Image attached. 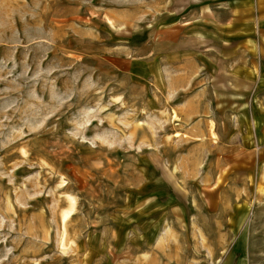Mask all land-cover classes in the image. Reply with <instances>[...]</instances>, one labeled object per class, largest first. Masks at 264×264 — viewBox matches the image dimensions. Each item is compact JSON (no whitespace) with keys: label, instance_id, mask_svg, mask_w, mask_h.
<instances>
[{"label":"rangeland","instance_id":"rangeland-1","mask_svg":"<svg viewBox=\"0 0 264 264\" xmlns=\"http://www.w3.org/2000/svg\"><path fill=\"white\" fill-rule=\"evenodd\" d=\"M185 1L0 0V264H264V146L106 66Z\"/></svg>","mask_w":264,"mask_h":264},{"label":"crops","instance_id":"crops-1","mask_svg":"<svg viewBox=\"0 0 264 264\" xmlns=\"http://www.w3.org/2000/svg\"><path fill=\"white\" fill-rule=\"evenodd\" d=\"M157 9L139 24L137 41L112 51L108 71L197 88L188 106L199 101L201 114L227 115L232 129L250 130L264 146V0H189ZM235 260L232 253L222 264Z\"/></svg>","mask_w":264,"mask_h":264},{"label":"bare ground","instance_id":"bare-ground-1","mask_svg":"<svg viewBox=\"0 0 264 264\" xmlns=\"http://www.w3.org/2000/svg\"><path fill=\"white\" fill-rule=\"evenodd\" d=\"M71 215V212H65V214L63 215L64 217V221L67 220L69 218V216Z\"/></svg>","mask_w":264,"mask_h":264}]
</instances>
